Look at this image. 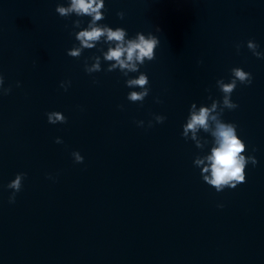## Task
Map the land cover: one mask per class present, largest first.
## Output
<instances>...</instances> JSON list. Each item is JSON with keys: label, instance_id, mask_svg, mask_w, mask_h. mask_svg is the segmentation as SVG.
Wrapping results in <instances>:
<instances>
[{"label": "clouds", "instance_id": "obj_1", "mask_svg": "<svg viewBox=\"0 0 264 264\" xmlns=\"http://www.w3.org/2000/svg\"><path fill=\"white\" fill-rule=\"evenodd\" d=\"M103 7V0H71L69 8L57 5L55 11L61 16H66L68 13L74 11L78 16H90L92 18L87 29L80 31L77 36V39L80 41L83 48H93L95 45L91 42H97L101 39V37H106L107 41L116 42L115 47H110L104 54L105 60L115 61V63L108 69L109 72L117 67L121 70L128 69L130 71H136V61L140 64H144L145 58H147L148 61H153L155 59L154 49L158 47L160 43L159 39L151 34L146 39L143 34L137 33V39L125 42L126 30L124 28L117 27L113 30L107 25H97V21H101L105 18L100 11ZM117 16L120 19H123L124 13L118 12ZM74 24L79 26L80 21H75ZM157 31H160L158 27ZM240 47V44L236 45L237 51H239ZM247 48L258 59H264V52L258 51L259 45L254 40L247 41ZM80 52L81 49L77 48L68 54L73 57H78ZM99 70L100 64L98 57L96 58V63H94L91 67L85 65V71L89 74ZM231 73L232 79L229 83H224L222 79L217 80L220 91L224 94L222 102L223 107H221L220 112L216 113L217 102H213L211 108L202 106L199 112L195 111L196 105L195 103H192L191 118L188 120L186 125H183L182 132L183 138H186L189 132H191L192 139L195 140L198 129L202 128L205 132L211 131L215 146L211 149V155L205 157V159L209 161V166L203 168V173L210 172V176L203 175L202 173V179L208 185L212 186L216 192H222L224 190V186L235 189L237 185L246 182L245 165L250 162L253 166H255L258 163L255 156L249 155L246 159L245 155H241L242 153H245L246 145L237 135V125L234 123L223 122L220 119L224 108L233 110L238 107V104L231 100V94L236 89L238 82L239 84L245 86H249L253 82L252 74L244 71L240 67L232 68ZM3 84L4 77L3 75H0V86ZM127 84L129 87L135 85L142 89L140 92H131L128 96L130 101H141L142 103L149 95V78L146 73L142 72L138 79L129 80ZM145 85H147V87H145ZM19 86V82H17V87ZM60 86L67 91V87L63 82H61ZM10 92L11 87H8L4 90L3 95H8ZM155 119L157 123H163L166 117L156 115ZM47 120L50 124L67 123V118L61 112L56 111L47 113ZM136 123L138 126H143V121H137ZM149 127H152V124H149ZM55 143L61 144L63 141L57 137ZM197 147H201L199 142H197ZM255 150L256 149H253V151ZM71 155L74 157L75 163H83L84 157L78 151L72 152ZM195 163L200 165L204 163V160L197 159ZM26 175V173H18L15 176V179L8 183L7 188L13 190L12 194L9 196L10 204L15 203L16 194L21 191L23 187V180ZM48 178L52 179L51 176ZM218 207L223 208V205H218Z\"/></svg>", "mask_w": 264, "mask_h": 264}]
</instances>
